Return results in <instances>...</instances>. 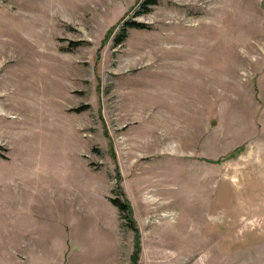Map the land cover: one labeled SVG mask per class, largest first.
I'll list each match as a JSON object with an SVG mask.
<instances>
[{"label":"rangeland","instance_id":"374dc122","mask_svg":"<svg viewBox=\"0 0 264 264\" xmlns=\"http://www.w3.org/2000/svg\"><path fill=\"white\" fill-rule=\"evenodd\" d=\"M145 4L0 0V264H264V0Z\"/></svg>","mask_w":264,"mask_h":264},{"label":"trees","instance_id":"16d2710c","mask_svg":"<svg viewBox=\"0 0 264 264\" xmlns=\"http://www.w3.org/2000/svg\"><path fill=\"white\" fill-rule=\"evenodd\" d=\"M156 2H157V0H145V3H146L145 5H147V4H155ZM127 26L145 28V27H147V24H145L143 22H138V21H128L127 24H126V27ZM126 27L124 29H126ZM118 38H120V36ZM80 109H81V107L77 108L78 111ZM116 193H117L116 196L112 197L111 201L119 208V210H120V212L122 213L123 216L125 215V212H126V213H128V216L130 217L131 213H132V208H131V205H130L129 201H127V200H125V201L123 200L122 201L119 198V193L117 192V190H116ZM134 229L136 231H138V227L135 226V225H134Z\"/></svg>","mask_w":264,"mask_h":264}]
</instances>
